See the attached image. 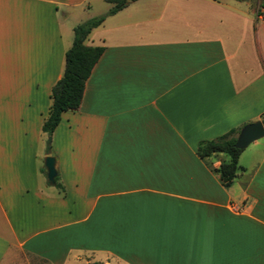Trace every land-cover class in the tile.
Wrapping results in <instances>:
<instances>
[{
  "label": "crops",
  "instance_id": "crops-1",
  "mask_svg": "<svg viewBox=\"0 0 264 264\" xmlns=\"http://www.w3.org/2000/svg\"><path fill=\"white\" fill-rule=\"evenodd\" d=\"M111 6L0 0V264H264V138L227 187L229 157L197 156L264 120V15L251 0L129 3L87 37L104 51L47 137L73 28Z\"/></svg>",
  "mask_w": 264,
  "mask_h": 264
},
{
  "label": "trees",
  "instance_id": "trees-1",
  "mask_svg": "<svg viewBox=\"0 0 264 264\" xmlns=\"http://www.w3.org/2000/svg\"><path fill=\"white\" fill-rule=\"evenodd\" d=\"M137 0H106L111 4L107 13L86 20L73 28V39L70 48L65 52L64 68L61 79L51 88V104L42 125L41 131L50 137L58 126L61 115L67 111L78 110L85 83L91 74L92 69L102 55L103 47L86 46L85 41L92 30L102 24L107 16L113 15L122 10L129 3ZM63 80V86L60 82ZM264 124V120H262ZM240 129H232L222 136L210 140L202 141L197 147V156L201 159L208 158L214 154H226L229 157L227 162H223L215 170L220 182L224 187L231 184L238 171L243 170L238 165V158L242 150L236 149L234 144ZM51 146L46 144V153L50 154ZM44 171V170H43ZM54 186L63 192V187L58 183V176L54 179ZM88 264H102L98 262Z\"/></svg>",
  "mask_w": 264,
  "mask_h": 264
},
{
  "label": "water",
  "instance_id": "water-1",
  "mask_svg": "<svg viewBox=\"0 0 264 264\" xmlns=\"http://www.w3.org/2000/svg\"><path fill=\"white\" fill-rule=\"evenodd\" d=\"M63 80L60 82V86H63ZM264 138V124L261 121H255L244 125L238 135L236 136L235 148L244 150L252 142ZM50 141V139H48ZM44 167L46 170V177L50 184H54V179L57 176L55 169V158L53 156H46L44 158Z\"/></svg>",
  "mask_w": 264,
  "mask_h": 264
},
{
  "label": "rangeland",
  "instance_id": "rangeland-1",
  "mask_svg": "<svg viewBox=\"0 0 264 264\" xmlns=\"http://www.w3.org/2000/svg\"><path fill=\"white\" fill-rule=\"evenodd\" d=\"M255 1V4L258 6V14L264 15V0H251Z\"/></svg>",
  "mask_w": 264,
  "mask_h": 264
}]
</instances>
